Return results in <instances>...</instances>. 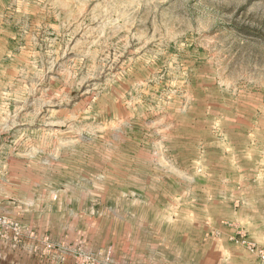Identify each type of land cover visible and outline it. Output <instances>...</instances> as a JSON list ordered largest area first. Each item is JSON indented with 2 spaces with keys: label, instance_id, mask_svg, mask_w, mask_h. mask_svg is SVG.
<instances>
[{
  "label": "rangeland",
  "instance_id": "obj_1",
  "mask_svg": "<svg viewBox=\"0 0 264 264\" xmlns=\"http://www.w3.org/2000/svg\"><path fill=\"white\" fill-rule=\"evenodd\" d=\"M257 170L264 0H0V264L256 254Z\"/></svg>",
  "mask_w": 264,
  "mask_h": 264
},
{
  "label": "crops",
  "instance_id": "obj_2",
  "mask_svg": "<svg viewBox=\"0 0 264 264\" xmlns=\"http://www.w3.org/2000/svg\"><path fill=\"white\" fill-rule=\"evenodd\" d=\"M241 172L240 187H237L234 195L236 200L233 220L235 231L233 238L237 240H251L264 247V170ZM259 179L261 187L253 185ZM221 198L218 204L223 208ZM226 205V203H225ZM221 208V209H222ZM225 215V214H224ZM230 217L222 218L223 223L228 224ZM245 244V243H244ZM200 255V264H261L256 254H197ZM189 256V255H188ZM186 256V257H188ZM187 259H194L192 257ZM189 264V262H187Z\"/></svg>",
  "mask_w": 264,
  "mask_h": 264
},
{
  "label": "built area",
  "instance_id": "obj_3",
  "mask_svg": "<svg viewBox=\"0 0 264 264\" xmlns=\"http://www.w3.org/2000/svg\"><path fill=\"white\" fill-rule=\"evenodd\" d=\"M250 250L256 253L258 259L260 260L261 264H264V247L259 246L256 242L251 240H244L243 241Z\"/></svg>",
  "mask_w": 264,
  "mask_h": 264
}]
</instances>
